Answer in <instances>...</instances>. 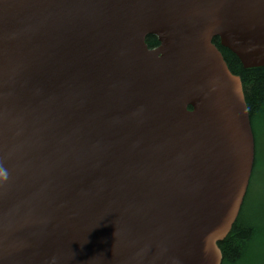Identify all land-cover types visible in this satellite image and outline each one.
<instances>
[{"label": "water", "instance_id": "95a60500", "mask_svg": "<svg viewBox=\"0 0 264 264\" xmlns=\"http://www.w3.org/2000/svg\"><path fill=\"white\" fill-rule=\"evenodd\" d=\"M215 39L264 68V0H0V264H223L256 142Z\"/></svg>", "mask_w": 264, "mask_h": 264}, {"label": "trees", "instance_id": "16d2710c", "mask_svg": "<svg viewBox=\"0 0 264 264\" xmlns=\"http://www.w3.org/2000/svg\"><path fill=\"white\" fill-rule=\"evenodd\" d=\"M213 43L222 52L231 72L240 76L243 81L246 102L256 142L255 170L260 156V140L262 138V131L264 130V68L244 69L237 57L221 46L219 39H215ZM147 44L150 48L159 46L158 40L154 36L147 38ZM256 227L253 223L244 220L240 214L231 233L222 243H219L223 254V264H239L247 260L250 249L257 241L255 238Z\"/></svg>", "mask_w": 264, "mask_h": 264}, {"label": "rangeland", "instance_id": "374dc122", "mask_svg": "<svg viewBox=\"0 0 264 264\" xmlns=\"http://www.w3.org/2000/svg\"><path fill=\"white\" fill-rule=\"evenodd\" d=\"M260 156L257 157V166L253 173V178L241 210L244 220L256 225V243L250 249L247 260L239 264H264V130L260 140ZM262 155V156H261Z\"/></svg>", "mask_w": 264, "mask_h": 264}, {"label": "clouds", "instance_id": "9594fccd", "mask_svg": "<svg viewBox=\"0 0 264 264\" xmlns=\"http://www.w3.org/2000/svg\"><path fill=\"white\" fill-rule=\"evenodd\" d=\"M8 180V173L6 170L0 169V182Z\"/></svg>", "mask_w": 264, "mask_h": 264}]
</instances>
